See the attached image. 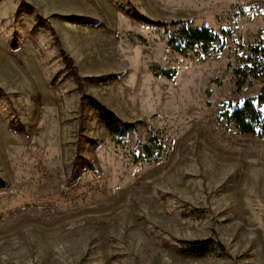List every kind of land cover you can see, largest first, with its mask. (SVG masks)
Returning <instances> with one entry per match:
<instances>
[{
  "label": "rangeland",
  "instance_id": "rangeland-1",
  "mask_svg": "<svg viewBox=\"0 0 264 264\" xmlns=\"http://www.w3.org/2000/svg\"><path fill=\"white\" fill-rule=\"evenodd\" d=\"M25 1L32 13L0 0V264H264V137L218 118L264 86L234 74L264 36V0ZM150 20L232 32L220 50L180 51ZM61 47L84 92L136 131L118 139L81 104ZM154 133L165 158L135 164ZM210 237L225 254L180 250Z\"/></svg>",
  "mask_w": 264,
  "mask_h": 264
},
{
  "label": "trees",
  "instance_id": "trees-1",
  "mask_svg": "<svg viewBox=\"0 0 264 264\" xmlns=\"http://www.w3.org/2000/svg\"><path fill=\"white\" fill-rule=\"evenodd\" d=\"M34 6L25 0H21L17 11L32 13ZM135 8V7H134ZM138 14V12H137ZM37 27H50L48 18L41 15L37 16ZM92 22H97L96 19L87 17ZM155 27L162 30L163 38L166 40L168 46H172L180 51H185L195 46H200L206 53H211L213 45L220 42L218 50L224 44V39L232 32L231 28L216 29L208 25L190 24L189 20H175L170 22L164 21H149ZM55 40H58L55 31ZM142 40L144 38L140 37ZM61 56L65 62L66 68L75 76L79 82L80 90L82 91L81 104H88L99 114L102 124L109 131L110 134L116 138L121 139L128 136L131 131H136L137 126L143 123L140 120L128 121L120 117L116 112L111 110L101 100L91 94H87L82 89L83 78L78 74L77 66L72 56L69 55L61 47ZM153 70L158 76H166L171 78L175 75L176 70L167 69L161 66H154ZM235 76L238 78V83L241 86L247 84L254 85L256 83H264V36L258 43L252 47L249 54L243 59L240 66L234 70ZM105 76L89 77L91 82L95 79L102 80ZM223 110L219 113L220 120L225 119L227 125H234V127L244 134L257 135L264 137V86L257 94L245 97L243 99H229L228 103L223 105ZM166 141L158 134H152L148 141H141L136 139L134 148L132 150L135 164L152 165L160 162L166 156L165 149L167 147ZM88 167L93 168V165L87 164ZM76 169L73 171L76 173ZM7 183L0 177V187H6ZM180 250L184 254L204 256L214 251H220L221 254L226 253V248L223 243L210 237L207 239H195L180 241Z\"/></svg>",
  "mask_w": 264,
  "mask_h": 264
}]
</instances>
